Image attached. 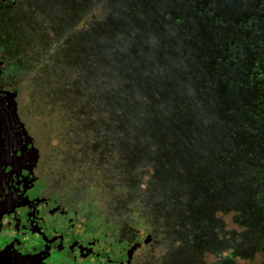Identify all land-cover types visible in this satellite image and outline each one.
I'll list each match as a JSON object with an SVG mask.
<instances>
[{"label": "trees", "instance_id": "1", "mask_svg": "<svg viewBox=\"0 0 264 264\" xmlns=\"http://www.w3.org/2000/svg\"><path fill=\"white\" fill-rule=\"evenodd\" d=\"M72 1L80 7L75 0L69 5ZM119 2L123 12L100 48L96 37H87L71 50L58 45L53 56L89 77L92 65L104 67V85L112 76L114 88L92 94L91 104L99 103L100 114L101 103H107L108 131L116 139L118 131L128 132L122 139L148 135L145 145L139 141L145 157L182 168V174L174 173L183 181L181 189L166 184V193L196 195L197 187H212L200 190L217 206L236 189L245 193L237 157L243 160L247 149L264 146V0ZM37 26L32 27L37 39L26 46L39 42L51 48L53 41ZM120 147L127 151L131 144Z\"/></svg>", "mask_w": 264, "mask_h": 264}, {"label": "rangeland", "instance_id": "2", "mask_svg": "<svg viewBox=\"0 0 264 264\" xmlns=\"http://www.w3.org/2000/svg\"><path fill=\"white\" fill-rule=\"evenodd\" d=\"M77 1L80 7L76 8L73 1L69 5V0H26L25 14L20 13L15 27L7 28L13 45L24 46V118L29 123V148L36 153L38 148L32 143L43 137L40 133L45 134L48 138L44 146L48 148L42 146L40 150L46 153L50 148L52 166L48 164L47 169L51 171V178L60 187H66L69 195L74 192L88 200L98 220L155 233L167 264H230L228 259H222L224 246L213 237L217 227L224 226L220 219L224 217L223 211L240 213L247 204L249 212H264V146L258 151L247 149L243 160L237 157L241 163L237 178L246 179L245 193L239 188L225 197L227 201L219 197L218 206L212 195L206 197L200 190H212V187H197L196 195L166 193V184H178V190L181 189L183 181L176 179L174 173L182 174V168L164 167L167 164L153 161L151 155L145 157L139 144L145 145L148 135H143L142 140L135 132L133 140L122 139L128 132L118 131L116 139V134L108 131L107 103H101L100 114L97 113L100 106H96L99 103L91 104L92 94L96 97L99 90L114 88L116 82L112 76L104 85V67L95 69L89 63L95 71L89 77L82 68L77 73L74 63L61 64L58 55L53 56L58 45L62 44L65 49L70 46L71 50L87 37H96L95 46L100 48L103 38L114 33L111 22L123 12L119 0H75L76 4ZM60 6L63 11L54 12ZM35 25L47 35L45 39L53 41L51 48L39 42L36 46H26L37 39L32 29ZM19 70L20 65H16L17 85H20ZM110 121L118 127L115 119ZM123 142L131 144L127 151L120 147ZM233 220L241 218L233 216ZM199 221L201 226H206L204 231ZM110 222L103 226H111Z\"/></svg>", "mask_w": 264, "mask_h": 264}, {"label": "flooded vegetation", "instance_id": "3", "mask_svg": "<svg viewBox=\"0 0 264 264\" xmlns=\"http://www.w3.org/2000/svg\"><path fill=\"white\" fill-rule=\"evenodd\" d=\"M26 5V0H0V264H167L155 233L98 220L88 200L69 195L51 178L50 148L40 150L48 148L45 134L32 143L36 153L29 148L24 46L13 45L7 30L17 25ZM221 215L224 226L213 238L224 246L222 259L264 264V212H249L246 204L240 213Z\"/></svg>", "mask_w": 264, "mask_h": 264}]
</instances>
